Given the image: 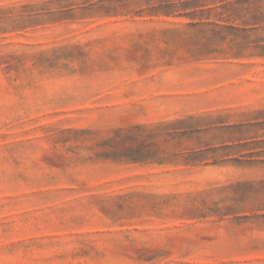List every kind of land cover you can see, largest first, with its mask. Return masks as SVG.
<instances>
[{"label":"rangeland","instance_id":"1","mask_svg":"<svg viewBox=\"0 0 264 264\" xmlns=\"http://www.w3.org/2000/svg\"><path fill=\"white\" fill-rule=\"evenodd\" d=\"M126 2L0 0V264H264V20Z\"/></svg>","mask_w":264,"mask_h":264},{"label":"trees","instance_id":"2","mask_svg":"<svg viewBox=\"0 0 264 264\" xmlns=\"http://www.w3.org/2000/svg\"><path fill=\"white\" fill-rule=\"evenodd\" d=\"M123 7H149L148 13L172 15L177 10L184 11L183 15L198 18L194 24L207 28L206 42L196 49V54L234 51V55L241 54L243 50L253 48L251 41L240 42L236 32L247 31L249 28H240L229 22L242 18L243 14L252 13L244 24L254 25L264 20V13L257 5V0H126ZM246 7V8H241ZM257 7V8H256ZM242 11L244 13H242ZM181 14V13H179ZM225 45V47H223ZM141 129L142 126L136 125ZM150 135L153 132L149 133ZM132 134H128L131 137ZM142 152V151H139ZM138 161V159H133ZM193 157H184L183 161L193 162ZM161 161H159L160 163Z\"/></svg>","mask_w":264,"mask_h":264}]
</instances>
